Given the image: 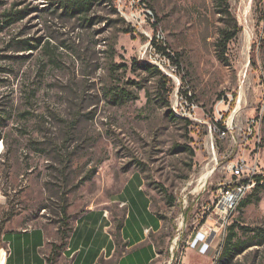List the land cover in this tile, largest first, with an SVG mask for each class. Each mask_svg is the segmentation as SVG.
<instances>
[{
    "label": "rangeland",
    "instance_id": "obj_1",
    "mask_svg": "<svg viewBox=\"0 0 264 264\" xmlns=\"http://www.w3.org/2000/svg\"><path fill=\"white\" fill-rule=\"evenodd\" d=\"M220 1L143 0L174 70L154 51L141 57L148 38L128 19L130 0H98L90 27L65 15L58 0H0V258L7 230L41 226L61 244L59 228L78 214L116 209L133 174L165 220L154 264H166L175 238L185 261L195 239L212 241L215 253L232 226L243 240L264 231V186L248 189L246 204L226 219L215 210L228 184L264 181V0H227L228 13ZM17 10L25 17L3 28L2 14ZM24 39L39 47L24 50ZM177 86L198 104L197 120L174 116ZM121 89L136 98L113 103ZM238 161L239 176L231 169ZM233 264H264V244Z\"/></svg>",
    "mask_w": 264,
    "mask_h": 264
},
{
    "label": "crops",
    "instance_id": "obj_2",
    "mask_svg": "<svg viewBox=\"0 0 264 264\" xmlns=\"http://www.w3.org/2000/svg\"><path fill=\"white\" fill-rule=\"evenodd\" d=\"M113 203L116 209L93 206L78 214L61 244L51 242L41 226L5 231L3 264H154L165 247L159 238L165 220L153 207L143 178L131 175ZM213 254L212 241L195 239L185 261L212 264Z\"/></svg>",
    "mask_w": 264,
    "mask_h": 264
},
{
    "label": "trees",
    "instance_id": "obj_3",
    "mask_svg": "<svg viewBox=\"0 0 264 264\" xmlns=\"http://www.w3.org/2000/svg\"><path fill=\"white\" fill-rule=\"evenodd\" d=\"M98 0H58V5L60 8H62L65 15L70 16L71 18H76L79 21H81L82 26H88L94 25L96 23L95 16L92 15L93 7L97 3ZM106 2L112 3L114 0H104ZM221 6L224 7V10L226 13H228V3L227 0H221L219 3ZM27 12L25 10H17V11H7L4 12L3 15V28L10 26L11 24L15 23L18 20H21L25 17V14ZM262 19L264 20V13H262ZM132 29L130 27L125 28L124 32L130 33ZM240 31V27L236 25L235 29L230 32L224 33V42H229L231 39H233L238 32ZM264 40V39H263ZM22 44V48L24 50H34L39 47L40 40H38L37 43H30L27 39L20 40L19 41ZM155 45L157 46L159 51L166 52V47L159 45L154 41ZM142 67H144L146 70L153 69L160 77L164 79H169L167 76L159 69L158 67L152 66L150 64H147V62H142ZM124 65H117L116 67H121ZM135 83V82H134ZM113 103L115 104H124L130 100H133L136 98V96L125 89H121L119 91L113 92ZM173 113V111H172ZM175 116V115H174ZM176 117V116H175ZM177 118V117H176ZM181 119V118H178ZM186 121L187 123H190L189 120L181 119ZM256 184L264 186V181L260 176L256 177ZM241 206L246 204V200L240 201ZM62 215L65 216L64 219H68V215L66 213V209L63 208ZM163 219L164 217L161 216ZM4 224V223H3ZM67 225V229L64 231L61 228H59V233L61 234V237L64 241V239L68 236L70 231V225ZM2 224L0 225V229H2ZM120 226H118L119 228ZM254 229L245 228L244 231H252ZM259 231L255 232L253 236H251L250 239L243 240L240 237H238V233L234 230V227H230V232L227 234L226 238L224 239L221 249H220V255L216 262V264H233L236 257L240 254H242L244 251H246L248 248L254 246V245H263L264 244V231H261V229H258ZM247 233V232H246ZM118 238V234L116 235V239ZM259 240H254V239ZM57 245H54L53 247V257L56 256V248ZM59 247V246H58ZM49 261L52 259L49 258Z\"/></svg>",
    "mask_w": 264,
    "mask_h": 264
},
{
    "label": "built area",
    "instance_id": "obj_4",
    "mask_svg": "<svg viewBox=\"0 0 264 264\" xmlns=\"http://www.w3.org/2000/svg\"><path fill=\"white\" fill-rule=\"evenodd\" d=\"M128 19L133 22L134 27H138L140 31L148 38V42L145 46L141 48V57L145 58L147 56L148 51H154V53L161 57L163 61V65H167V67H171L175 70L174 65L171 64L170 54H165L163 51H159L154 41L159 44V40L161 39L160 33H158L155 37L152 35V32L149 30L148 26L154 24L155 16L151 8L143 2V0H130L128 7ZM161 45V44H159ZM169 53V52H168ZM159 64L158 66H163ZM166 69L167 75L172 77L174 82L179 83L178 78L174 76V70ZM174 100L176 105L180 108V110H186V115L189 116V122L197 120V112H198V104L191 98L190 95L186 94L184 91L181 92L176 88L174 92ZM232 171L235 175H240L244 170V162L238 161L236 164H232ZM255 171V170H253ZM256 181L249 179L246 182H238L236 184H228L221 191L219 196L217 197V201L215 203V210L219 211L224 215V219L229 212L234 210L240 201L244 198L248 189H250ZM177 238L174 239V242L171 244L170 257L165 262L166 264H187L183 260L182 252L180 251V246L176 242ZM176 249V250H175ZM220 248H218L214 256L220 253ZM177 252V256L174 252ZM161 254H156V258L161 257ZM213 256V257H214Z\"/></svg>",
    "mask_w": 264,
    "mask_h": 264
},
{
    "label": "bare ground",
    "instance_id": "obj_5",
    "mask_svg": "<svg viewBox=\"0 0 264 264\" xmlns=\"http://www.w3.org/2000/svg\"><path fill=\"white\" fill-rule=\"evenodd\" d=\"M173 111L176 117L181 118V119H185V120H189V116L186 115V110H180V108L176 105V102L174 100V105H173ZM215 161V160H214ZM213 172V166L209 169H207L205 171V173L203 174V177L201 179V183L205 184L206 181L208 180V178L210 177V175ZM4 263V257L0 258V264Z\"/></svg>",
    "mask_w": 264,
    "mask_h": 264
}]
</instances>
